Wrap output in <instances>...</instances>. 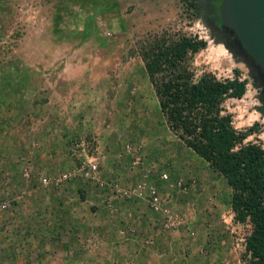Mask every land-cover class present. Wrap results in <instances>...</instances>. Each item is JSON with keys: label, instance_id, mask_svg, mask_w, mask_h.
I'll return each instance as SVG.
<instances>
[{"label": "rangeland", "instance_id": "obj_1", "mask_svg": "<svg viewBox=\"0 0 264 264\" xmlns=\"http://www.w3.org/2000/svg\"><path fill=\"white\" fill-rule=\"evenodd\" d=\"M208 9L0 0V264H248L252 224L235 219L226 178L163 115L167 72L148 69L159 46L207 42L184 55L187 73L196 82L240 70L247 91L223 106L238 130L258 124L245 144L264 146V69ZM88 159L105 186L80 170ZM150 184L179 220L171 230Z\"/></svg>", "mask_w": 264, "mask_h": 264}, {"label": "trees", "instance_id": "obj_2", "mask_svg": "<svg viewBox=\"0 0 264 264\" xmlns=\"http://www.w3.org/2000/svg\"><path fill=\"white\" fill-rule=\"evenodd\" d=\"M206 46L207 42L190 38L168 48L159 46L148 69L153 74L167 72L157 83L163 115L182 132L188 146L226 178L232 189L230 204L235 219L252 224L246 237L248 264H264V146L245 144L250 134L259 131L258 124L238 130L232 114L223 106L229 97H243L248 80L241 78L236 69L234 78L220 80L207 74L193 81L184 67V55L190 49L195 53Z\"/></svg>", "mask_w": 264, "mask_h": 264}, {"label": "water", "instance_id": "obj_3", "mask_svg": "<svg viewBox=\"0 0 264 264\" xmlns=\"http://www.w3.org/2000/svg\"><path fill=\"white\" fill-rule=\"evenodd\" d=\"M217 17L232 28L240 45L264 69V0H217Z\"/></svg>", "mask_w": 264, "mask_h": 264}, {"label": "built area", "instance_id": "obj_4", "mask_svg": "<svg viewBox=\"0 0 264 264\" xmlns=\"http://www.w3.org/2000/svg\"><path fill=\"white\" fill-rule=\"evenodd\" d=\"M130 146V145H129ZM131 147V146H130ZM142 161L141 156L138 158V162L140 163ZM143 162V161H142ZM81 171H83L84 175L93 179H97L101 186H105V181L99 177V164L96 159H88L85 160L83 165L80 168ZM146 176V175H145ZM144 176V178H145ZM150 205L151 207L160 213H163L165 219H164V227L166 230L173 229L178 223L179 220L174 217L173 212L170 208V205L167 201V199H164L162 196H160V193L158 191L157 186L154 184H150ZM116 191L120 194L122 191L126 193L128 196L130 195H136L138 194V191H140V187L138 186H130V188L124 189L122 186H116ZM152 241V240H150Z\"/></svg>", "mask_w": 264, "mask_h": 264}, {"label": "flooded vegetation", "instance_id": "obj_5", "mask_svg": "<svg viewBox=\"0 0 264 264\" xmlns=\"http://www.w3.org/2000/svg\"><path fill=\"white\" fill-rule=\"evenodd\" d=\"M216 2H217V0H209V9H208V11L210 13L211 20L213 22H215L218 26H223V23L218 20V17L216 16V18H215V15L213 16L214 13L217 14V12H216ZM235 40L237 42H239V37L238 36L236 37V34H235ZM239 44H240V42H239Z\"/></svg>", "mask_w": 264, "mask_h": 264}]
</instances>
